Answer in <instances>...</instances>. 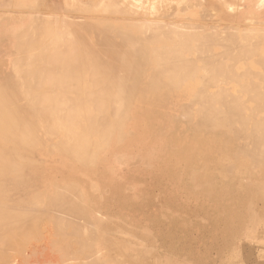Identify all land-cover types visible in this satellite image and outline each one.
Wrapping results in <instances>:
<instances>
[{
	"label": "bare ground",
	"instance_id": "obj_1",
	"mask_svg": "<svg viewBox=\"0 0 264 264\" xmlns=\"http://www.w3.org/2000/svg\"><path fill=\"white\" fill-rule=\"evenodd\" d=\"M23 1L24 2H22L21 0H16L15 3L16 4H21V3L24 4L25 3L24 5H27L29 3L27 0H26L28 2L27 4H26L25 0H23ZM190 1H192V3H190L189 7L185 8V10H184V16H185L184 18L185 19L184 18L183 19L185 21H183L182 23L181 22L177 23V24L172 22L173 26L184 27V28L185 27H190V28L199 27V25H197V24L195 25V23H194L195 26L191 27L190 25H192V24H189V23L192 22V17L197 15V13L195 12L194 9H192V7H195L197 4L201 5L202 0H190ZM31 2H32V0H31ZM89 2H90V0H89ZM92 2H95V1H92ZM252 2L253 3H249L248 5H245L243 7L237 6L238 8H235L231 11L226 10L225 12L229 13V15L232 17L231 20H234V21L235 20L236 21L237 20H245L246 22H248V25L250 24V26H251L252 22H256V27H257V24H259L257 22H259V21L263 22L262 24H264V19L257 21L258 17L264 18V0H252ZM43 3L44 2H42V4L41 3L40 4L43 5ZM185 3L187 4V1ZM36 4L37 3H35V6H36ZM49 4L51 5L52 2L51 3L49 2ZM49 4H47V5H49ZM68 4H70V3H68ZM68 4L66 5V7H70V6H68ZM96 4H98V3H96ZM30 5H28V6H30ZM57 5H58V3H57ZM58 6H60V5H58ZM61 6H62V4H61ZM21 7H22V9L23 8L26 9L27 6L26 7L21 6ZM44 7H47V6H44ZM103 7H102V9H103ZM40 8H42V6ZM32 9H35V8H32ZM47 9H48V7L46 8V10ZM104 9H106V8H104ZM52 10L53 9H51V11ZM178 11H176V12H178ZM29 12L27 11L26 13H28V15H29L30 14ZM179 12H181V11H179ZM32 14H34V16H35V13H32V12L29 16H31ZM28 15H27V17H28ZM40 15H42V14H40ZM169 15H171V13ZM23 16H25V15H23ZM22 17H19V18L22 19ZM36 17H38V14ZM73 17H74V15H73ZM157 18H156V20H157ZM166 18L167 17H165L164 19H166ZM31 19H29V20H31ZM169 19H171V18L169 17ZM5 20H4V22H5ZM29 20H28V22H29ZM204 20H205V18H204ZM206 20L208 21L209 18ZM16 21L14 23H16ZM84 21H86V20H84ZM131 21L132 20H130V23H131ZM134 21H136V20H134ZM139 21H141V20H139ZM142 21H144V20H142ZM151 21L154 22V20H151ZM200 21H201V19H200ZM21 22L22 21L19 20V23H21ZM26 22L27 21H25V23ZM31 22H34V21H31ZM153 22H150L151 24H149V25L151 26ZM158 22H159V20L155 21L153 26H155V23H158ZM138 23H140V22L137 21V24ZM145 23H148V22H145ZM159 23H158L159 25L156 24L157 26H155V28H157V29L161 28L158 26H161V24H163V22L160 21ZM167 23H165V24H167ZM172 23H169V24H171V26H172ZM230 23H233V22H230ZM62 24H64V23H62ZM165 24H163L162 26H166ZM205 24H206V22H205ZM209 24H211V23H209ZM209 24H208V26H209ZM262 24H260V25H262ZM22 25H23V23H22ZM38 25H39V23H38ZM214 25H215V23H214ZM254 25H255V23H254ZM208 26H205V27L207 28ZM227 26H229V25H227ZM250 26H247V27H250ZM22 27H25V26H22ZM22 27L20 28V30H21L20 33L12 34V35L9 34L8 36H5L3 38V39H7L6 42H3L2 44H1L2 41L0 42L1 49H4L1 51H4L5 56L8 53H10V55H12L14 53H19L20 55L25 54V53L30 54L29 50H32V46L34 45L32 42L33 34L30 31L31 25L29 27H27L28 29L25 27L28 30V33H27L28 34V41H26V43L25 42H17V41L26 40V37L24 36V33H23L25 29L23 30ZM201 27L204 28V26H202V25H201ZM234 27L233 28L236 29L237 26H234ZM247 27H246V29L248 31H250L249 28H247ZM263 27H258L257 29L260 28V30H262ZM88 28H89V26H88ZM130 28H131V26H130ZM139 28H140V26H139ZM139 28L137 25L138 31H139ZM153 28L154 27H152V29ZM203 28H201V29H203ZM214 28H216V27L214 26ZM250 28L252 31V27H250ZM254 28L255 27H253V29ZM81 29H79V30H81ZM145 29H147V28H145ZM229 29H231V28H229ZM257 29H255L256 32H257ZM110 30H112V29H110ZM187 30L190 31V29H187ZM187 30H186V32H187ZM260 30H258V31L260 32ZM11 31H12V29H11ZM33 31H34V29H33ZM105 31H107V30H105ZM146 31H148V29ZM161 31L162 30H160L159 32H161ZM178 31H180V30H178ZM191 31H192V29H191ZM191 31L188 34H185L186 33L185 32L184 33L185 35H183V36H181V34H178L180 36L170 35L169 34L170 30L168 32L162 31L161 34L160 33L158 34V31H156L157 33H153L152 35H151V33L147 32V34L149 33V35H150L149 38L148 37L147 38L154 42V43H152L153 45H156L157 48L159 47L158 49H155L156 51H154V52H151L148 50L149 47L151 48V46L144 49L143 45H141L139 43L141 47L139 45H138L139 47H137V44H133L132 42L130 43L129 40H131V39L129 38V40H128V38L126 37L122 47L120 45V47L114 48V51H112L110 54L108 52L109 57L107 58L108 59L107 67L109 70L110 69L114 70L116 72V75L114 76V78L112 80L113 82L111 83L110 89L105 93H100L99 98L97 100H92V99L87 100L83 96H82L83 98L82 97L81 98L75 97L74 93L72 94L71 92H69V89H68V87L72 84V82L71 83H61V81H59L58 84H56V87L58 90H55L53 93H48V92H51V90L48 92H45V91L42 92L39 89L40 85H42L41 75H42L43 69H41L39 66H34V63L40 64L46 60V58H44L43 56L46 54L45 46H46L47 41L46 42L43 41V43H41V45L39 44L40 45L39 48H41V49L44 48V49H43V51H40L39 54H36L35 59L31 58L32 57L31 56L29 58H26V60H25L24 58H20L21 56L18 57L19 55L18 56L16 55L18 57L17 59L16 58L12 59V57L14 56V55H12L11 60H7L4 62L6 64L11 62V63H13L12 66L5 65V64L0 65V237H1V234L2 235L7 234V236H8V234L12 235L11 232L16 231L21 226H24V224H26V222H27L26 220L29 219V217L33 218V216L35 214H33V212H30L27 210L26 206H28V207H30L28 209H31L32 211L36 212V214H41V216H42L44 211L46 213H49V212L50 213L52 212L53 214H54V212L57 213V215L54 214L51 216L52 218L49 219V220H52L54 222L53 224H55V225H53V227L54 226L57 227L55 230L56 233L58 232L57 235H60L59 231L61 233V230L64 228H66V230L65 229L64 230L67 231L66 235H67V233H68V235H70V234L71 235H73V234H80V235L81 234H87L85 236H88V234L96 235L97 242H95V240H94V243H97V247H95V248L99 247L101 250L100 251L101 254L98 255V258L96 259V262H98V263H101V264L102 263L103 264H193L192 262L187 261L189 259L187 257H183V255H181V257L183 258V260H181V258L178 259V258L172 257V255L170 253H165L162 250L163 247L160 246V242H159L162 239V237H161L162 233L161 232H159L161 234H158V236L156 234H152V232L148 228L149 226L146 227L143 225L142 227L141 226L139 227L138 225L134 224L129 218L127 219V216L125 218L124 215H123L124 217H122L120 215H114V213L112 214L106 208V206H105V208L104 207L101 208L99 205H97L98 203H100L102 201L105 202L110 198H112V200H113L114 197H117V196L118 197H124L123 199L126 200V201H124L125 204L129 201H134V200H135V202H137V200L140 201L141 198H142V200L144 199V201H145L147 194H145V191H142V190H144L143 188L145 187L144 186L145 183L144 182L142 183L138 179L133 178L134 176L131 177V175L129 176V174H127V173H130L131 168H134V167H135L134 169L137 168L138 171L142 170L141 172H143V170H144V173L146 171L149 173V171H151V170L155 171L156 169H160V171L163 170V171H161L163 174L164 171L170 170L171 172L167 171L171 175V176L169 175V177H171L170 182L172 184L173 183H175V184L179 183V186L183 187V188L187 187L188 184L196 183L194 185L195 191L193 190L194 188L192 185V189L190 191V194H192V193H194V195L197 194L201 198H204L205 196H207V198H209L208 199L209 201L205 202V203H208L210 205L209 206L207 204L210 208L209 209L210 211H208V212H210V214L208 213V216H207L208 218L207 217L206 218L205 217L200 218L197 216V219H198L197 220L196 216H195L196 220L195 219L194 220L198 221V223L200 221H201V223L207 222L209 218H211V220L212 219L217 220L220 218V216L222 217V215H225V216H227L226 220L228 223L227 226L226 225L225 226L228 227V225H229V227L227 228V232H230L229 234L226 233L227 234L226 237L230 238L231 235H233V237H234V236H236L235 235L236 232H238V234L241 232L240 234H242L243 236L246 235L249 237L250 240L251 239L254 240V238H256L257 234L260 233L259 232L260 230L263 231V233H264V183L262 182V181H264V108L261 109V107L264 104L260 108H257L260 105L255 106V108H250L252 105L251 106L246 105L249 107V109L248 108L246 109L245 107L241 108V107H237V105L235 107V105H234L235 103L238 104L242 100L241 97H240L241 100L238 99L239 101H236L237 99L232 100V98H231V100L229 98H228L229 100H226V98L225 99L220 98L218 100V99H209L208 96L203 97V95L205 93L202 90L205 89V92H209V91H206V89L208 90L209 86L212 87L214 85H217V83H215L216 81L214 82L213 79H215L221 73V71H220L221 66H219V69H218L217 62L215 61L216 59L211 58L212 56L211 57H205V56H207V53L209 51L207 52L206 50H203L201 48L200 49L202 51L199 50L200 52H198L199 57L197 56V57H191L190 58L187 56L188 55L187 53H190L189 52L190 50H187V48L189 49V46L193 45V42H192V45H189V43H187V40L192 38ZM197 31H198V29H197ZM203 31H205V30H203ZM133 32H134V30H133ZM208 32H209V30H208ZM240 32H241V30H240ZM76 33H78V32L76 31ZM135 33H136V30H135ZM1 34H3V31ZM127 34L128 33H126V35ZM131 34H132V32H131ZM208 34H210V33H208ZM223 34H225V33H223ZM251 34H253V36H254L257 33L254 34V31H253V33L251 32ZM73 35H74V33L71 36H73ZM126 35L124 34V36H126ZM138 35H140V34H138ZM260 35H262V34L260 33L258 36L260 37ZM54 36H52V38ZM81 36H83V35H81ZM81 36H79V37H81ZM96 36H97V34H96ZM96 36H94V37H96ZM140 36L142 37V35H140ZM253 36L251 37L252 39H253ZM0 37L2 38V36H0ZM36 37H38V36H36ZM224 37H226V36L222 35L221 38H224ZM243 37H244V35H243ZM103 38H105V37H103ZM106 38H108V37H106ZM137 38H139V37H137ZM196 38H198V37H196ZM209 38H210V36H209ZM248 38H249V35H248ZM248 38L246 39V41L248 40ZM255 38H256V36H255ZM78 39H80V38H78ZM214 39L215 38L213 37V40ZM258 39L260 40V38H258ZM263 39L264 38H262V40ZM101 40H102V37H101ZM103 40H105V39H103ZM236 40H234V41H236ZM249 40L247 42H245V41L244 42L246 44H248V43L253 44L252 42H254V41L250 40L252 42H249ZM259 40L258 41L256 40V41L259 42ZM262 40H260V41L263 42L264 40L263 41ZM13 41H16L17 43L13 42ZM191 41H193V40L191 39ZM156 42H159V43H156ZM208 43H210V42H208ZM216 43H215V45H216ZM230 43H231V41H230ZM245 43L242 45H245ZM142 44H144V43H142ZM236 44L237 43H235V47H236ZM255 44L257 45V43H255ZM259 44H260V42H259ZM112 45H113V42H112ZM153 45H152V47H153ZM26 46H28V49H27L28 52L24 48ZM54 46H56V45L54 44ZM113 46H115V45H113ZM210 46L211 45H209V47ZM237 47H238V45H237ZM248 47L249 46H247V48ZM250 47H251V45H250ZM198 48H199V46H198ZM211 48H212V46H211ZM255 48H256V46H255ZM255 48L252 50L256 51ZM261 48H264V46L262 47V45H261ZM225 49H226V47H225ZM238 49H240V48H238ZM259 49H257V50H259ZM52 51H55V50H52ZM217 51H218V49L216 50V53H217ZM220 51H219V53H220ZM241 51H242V49H241ZM245 51H247V50H245ZM212 52L214 53L213 50H212ZM213 53H212V55H213ZM251 53H252V51H251ZM32 54L33 53H31V55ZM220 54H222V53H220ZM244 54H245V52H244ZM260 54H261V52L259 53V55ZM192 55H193V53L191 54V56ZM239 55H241V54H239ZM2 56H3V54H2ZM7 56H9V54ZM22 56H24V55H22ZM70 56H71V52H70ZM95 56H96V54H95ZM106 56H107V54H106ZM114 56H116V58H115L116 60L114 59ZM255 56L253 54L254 58H255ZM263 56L264 55H262V57ZM253 57H251V59L250 58H248V59H250L252 62L254 59ZM259 57H261V56H259ZM228 58L229 57H227V59ZM25 61L27 63H33L32 66H30V67L27 66L26 68H24V66H22V65L20 66V64L25 62ZM255 61H257V60H255ZM262 61H264V58L262 59ZM62 62H64V61H62ZM85 62L86 61H84L83 63H85ZM116 62L118 63V67H116V65H117ZM257 62H259V61H257ZM257 62H256V64H257ZM238 63H240V62H238ZM253 63H254V61H253ZM263 63L264 62H262V64ZM92 64H93V62H92ZM226 64H227V62H226ZM61 66H64V64H62ZM258 66H260V65H258ZM79 67H81V66L79 65ZM222 67H226V66L222 65ZM263 67H264V65H263ZM59 68H61V67H59ZM67 68H69V67H67ZM73 69H75V68H73ZM224 69H226V68H224ZM233 69H234V67H233ZM247 69H246V71H248ZM227 70H230V66H229V68H227ZM261 70H262V67H261ZM244 71H245V69H244ZM254 71H257V70H254ZM76 72H77V70H76ZM226 72H224V73H226ZM252 72H253V70H252ZM138 73H140V75H141V73L142 74L145 73V75L147 73L148 75H146L145 77L142 76V81L139 80L140 82L138 81V83H137V74ZM237 73H239V72H237ZM247 73L253 74L251 72L250 73L247 72ZM241 74H238V76ZM61 75H63V74H61ZM86 75H87V73H86ZM260 75L262 78L263 72ZM70 76H67V77L71 78ZM74 76H76V75H74ZM84 76H85V73H84ZM245 76L247 77V75L244 72V77ZM249 76L250 75H248V77ZM67 77H65V78H67ZM86 77H89V76H86ZM103 77H105V76L103 75ZM139 77H141V76H139ZM196 77H201V78L202 77H209L210 80L212 78V81L207 80V79H204L201 81V79H200L201 82H197V81L195 82ZM228 77H226V78H228ZM239 77L241 78V76H239ZM244 77H242V79H241L242 81L244 79L246 80V78H244ZM259 77H258V79H259ZM79 78H77V80ZM226 78L224 76V80ZM103 79L104 78H102V80ZM231 79H232V77H231ZM248 79H251V78H248ZM258 79H256L257 82L260 80V79L259 80ZM82 80L83 79H80L79 83L78 82L77 83L80 84L81 86L86 87V85H88L89 81H88V83H86V82L82 83ZM97 80H98V77H97ZM192 80L194 83L192 82ZM197 80L199 81V79H197ZM188 81H191V82H188ZM229 81H231V80H229ZM226 82H228V81H226ZM241 82H239V83H241ZM251 82H253L252 79H251ZM221 83H223V82H221ZM144 84H146V85H144ZM225 84H227V83H225ZM258 84H260V82L257 83V85ZM100 85H101V83H100ZM147 85L151 86L152 89L153 88L156 89L155 92H157V94L160 91H162L164 93H170V94L172 92L173 93L175 92L174 94L172 93V95L186 94L187 99L185 98V96L183 99H181V100L186 99L185 101H183V103L184 102L193 103V104H196V103L197 104H201V103H203V104L204 103H213V104L214 103H221L222 104V103H224V104H228V105L230 104V106L229 107H218L219 105L217 107H206V106H200V105L198 107H185V106H183V107H178V108L173 109V110L170 109L171 111H165V109L162 110V108L161 109L155 108L153 110V108L150 109L151 106H148L150 108L146 109V107H143V106L140 107L138 105H140V100H143L144 97H146L148 95V94L146 95V93L149 90L148 89H146L148 91L145 90L146 91V92H144L145 95L141 96L140 100H137V97H138L137 93L141 92L139 90L143 86H145V88L148 87ZM191 85H193V86L190 87ZM219 85H220V83H219ZM219 85H217L215 87L217 88ZM242 85H244V82ZM250 85L251 84L249 83V86ZM221 86H220V88H221L220 90H222ZM193 87H195L197 89H202V90H199L198 92H196V91L194 92V94L196 93V94H199L200 96L195 97L193 99H188L190 96L187 97V94L191 95L193 93V90L192 91L190 90ZM227 87L229 88L230 86H227ZM255 87H257V86H255ZM94 89H96V88H94ZM152 89H150V90H152ZM180 89H183L182 91H184V92L187 91L186 89H188V91H190L192 93L191 94H190V92L184 93L181 91L180 93H182V94H179L175 91V90L179 91ZM223 89H224V87H223ZM237 90H239L238 86H237ZM237 90H235L236 91L235 93H236V95L238 93V96H239L240 91L237 92ZM258 91H259V89H258ZM260 91H261V89H260ZM84 92H87V91L84 90ZM213 92H215V90ZM223 92H226V91H223ZM228 92L230 94H232L230 91H227V94H228ZM241 92H242V90H241ZM149 93H150V91H149ZM151 93L153 94L154 92H151ZM235 93H233V94H235ZM246 93H247V91L244 94H246ZM249 93H251V92H249ZM255 93H256V91H255ZM263 93H261V94H263ZM160 94L162 95V93H160ZM161 95L158 97L161 98ZM254 95H256V94H254ZM76 96H77V94H76ZM149 96H151V95L150 94L148 95V99H151V97L149 98ZM247 96H250V95H247ZM153 97L154 96H152V99H153ZM162 97H164V96L162 95ZM165 97H167V95ZM175 97H177V96H170L169 99L173 98V101H174V99L176 100ZM180 97H182V96H180ZM180 97H178V99H179L178 101L176 100L178 103L181 101ZM221 97H223V96H221ZM90 98H91V96H90ZM160 98H158V99H160ZM244 98H246V97H244ZM248 98H250V97H248ZM161 99H163V98H161ZM252 99H247V100H252ZM155 100H154V102H155ZM256 100H258V98ZM256 100H254V102L261 103L260 100L259 101H256ZM158 101H160V100H158ZM161 101L163 103V100H161ZM176 101H174V103H176ZM263 101H264V99H263ZM148 102H151V101L148 100ZM174 103L172 104V106L169 103V106L174 108V105H175ZM178 103H176V105H175L176 107L178 106L177 105ZM231 104L234 106H231ZM253 104L256 105L255 103H253ZM147 105H149V104H147ZM244 105H245V103H244ZM156 106L159 107V105H156ZM160 106L162 107L163 105L161 104ZM207 106H209V105H207ZM77 166H81V167L78 168ZM75 168L76 169L78 168L80 173L81 172L85 173L86 176H84V178L87 181L84 178H82V179H84V182H86L85 186L90 184L89 187H93L95 189L93 192L99 197V199H102V200H100V202H97V201H99L98 199L97 200L94 199L97 203L92 204L91 202H93L94 200L92 199L91 201H89L86 198V200L89 201L93 205V206H91V204L87 205L88 204L87 203L86 205L89 206L88 210L86 209V206L84 205L86 203L85 199L78 198V202H77V199L74 198V194H73L74 191H72V188L75 187L76 189H79L78 186H81L82 184H84V182H80L79 180H78L79 181L78 182L75 178H72V175H74V174H71V173H72L73 169L75 170ZM173 168H175L177 171ZM124 171L126 172L127 176L125 174V177L124 176L122 177L121 174ZM160 171L158 170V172H160ZM75 173H77V170L75 171ZM80 173H78L76 175H79ZM134 174H136V173H134ZM134 174H132V175H134ZM138 175H140V174H138ZM149 175H147V176H149ZM79 176L77 178L81 179V177H79ZM128 176L130 178H133L134 180L130 179ZM166 176L168 177V175H166ZM126 177H128L129 179H127ZM163 177L164 176H162L161 179ZM169 177H168V179H169ZM159 178L160 177H158V179ZM159 180H158V182H159ZM163 181H165V180H163ZM80 183H82V184H80ZM167 184H169L168 181H167ZM181 184L182 185L184 184V185L182 186ZM185 185H187V186H185ZM81 187H80V189H81ZM89 187H87V188H89ZM159 187H161V186H159ZM250 187H252V189L254 191V195L252 193L250 195L249 190H247L249 193H246V194H249L248 197H246V195L244 196V194L241 195L242 192H246L243 189H245V188L251 189ZM93 188H92V190H93ZM172 188L173 187H170V189H172ZM190 188L191 187L189 186L188 191L190 190ZM182 189H181V191H182ZM198 189H200L201 191L196 192V190H198ZM166 190H167V188H166ZM82 191H83V189H82ZM85 191L86 190L81 192V194L83 193L82 194L83 197H86V196H84ZM172 192H173V190H172ZM76 193H78V191ZM162 193H160L159 195H161ZM79 194H80V192H79ZM201 194H202V196H201ZM71 195H73V197ZM91 195H93V194H91ZM255 195H257V196L255 197ZM207 198H206V200H207ZM255 198H257L259 201L261 200L260 203L262 204L261 205L262 211H261V209H259L260 206L259 207L256 206ZM72 199H73V201H72ZM74 199H76V201H74ZM79 199H82V201L84 200L83 201L84 204ZM162 199H163V197H162ZM225 200H226V202H224ZM168 201H169V199H168ZM194 201H195V199H194ZM201 201H202V199H201ZM148 202L149 201H147V203ZM197 202L199 203V201H197ZM103 204H105V203H103ZM12 206H13V208H15L14 210L11 209ZM21 206H25L26 209H20ZM84 206H85V208H84ZM148 207H150V206H148ZM163 207L165 208V206H163ZM21 208H23V207H21ZM166 208H168V207H166ZM166 208H165V211H166ZM174 209L175 208H173V210ZM46 210L49 212H47ZM200 210H201V208H200ZM184 211L181 213L182 215H180V216H182V220H183ZM67 212L70 215H72L74 219L73 218L70 219L69 214ZM161 212L164 213V211H161ZM161 212H160V214H161ZM166 212H168V210ZM170 213L173 215L172 212H170ZM170 213H169V216H170ZM177 213H176V215L178 216ZM160 214H159V216L161 217ZM46 215H48V214H45V216ZM172 215H171V217H173ZM180 216H178V217H180ZM171 217L170 218L167 217V218L171 219ZM48 218L46 220H48ZM184 218H185V216H184ZM191 218H194V217H191ZM42 219L43 218H41V223L44 220V219L43 220ZM160 219H163V218H160ZM37 220H38L37 222L39 224L40 223L39 219L37 218ZM46 220H44V221H46ZM179 220H181V219L179 218ZM163 221H164V219H163ZM192 221H190V222L189 221H185V222L182 221V222L185 223V225L187 227L190 224L191 225L193 224ZM32 222H36V221H32ZM47 222H49V221H47ZM50 222H49V224H50ZM41 223H40V226L42 225ZM183 223H181V224H183ZM33 225H35V224L33 223ZM51 226H50L49 231L50 230L52 231ZM183 226H184V224H183ZM223 226H224V224H223ZM28 227H29V225H28ZM57 229H59V231H57ZM184 229H185V227H184ZM206 229H208V228H206ZM32 230H33V228H32ZM34 230H35V228H34ZM36 230H37V227H36ZM19 231H21V230H19ZM19 231H18V233H19ZM49 231H48V233H49ZM196 231H197V229H196ZM204 231H206V230H204ZM28 232H26V233H28ZM37 232L39 233V230H37ZM37 232H36V234H37ZM212 232H211V234H212ZM223 232H224V230H223ZM233 233H235V234H233ZM263 233H261V234H263ZM223 234H225V233H223ZM240 234H239V237H241ZM11 235L8 237L12 238ZM23 235H25V234H23ZM64 235L65 234H63L62 237H64ZM66 235H65V237H66ZM92 235H90V236H92ZM13 236H14V234H13ZM17 236H14V237L16 238ZM21 236H22V234H21ZM39 236H40V234H39ZM48 236H49V234H48ZM75 236L76 235H74V237ZM262 236L264 237V235H262ZM8 237H6V238H8ZM30 237H31V235H30ZM40 237H42V236H40ZM40 237H38V238H40ZM70 237H72V236H70ZM79 237H78L79 239L85 238L84 235L79 236ZM237 237H238V235H237ZM239 237H238V239H239ZM68 238H69V236H68ZM229 238H227V239H229ZM12 239H14V238H12ZM1 240H2V238H1ZM51 240H53V239H51ZM85 240H87V239H85ZM139 240H140V242H142V245L139 244L140 243ZM236 240H237V238H236ZM256 240H257V238H256ZM262 240H264V239H262ZM262 240L260 238L258 239V241L260 243ZM18 241H21V240H19V236H18ZM27 241H28V243L30 242V240H27ZM55 241H56V239H55ZM79 241H77V242H79ZM241 241H242V239H241ZM14 242L16 245V241H14ZM67 242H68V240H67ZM228 242L229 241H227L225 245H227V247H230V245H229L230 243H228ZM238 242H237L238 247L237 246L235 247L233 245L235 247V251L237 250L236 248L240 247V242H239V244H238ZM1 243L3 245H5V241L1 242ZM10 243H12V242H10ZM20 243L21 242L17 243V245ZM22 243H23V241H22ZM23 244H25V243H23ZM55 244H53V245L56 246ZM231 244H233V241L231 242ZM252 244L255 245L256 243H252ZM73 245H75V243ZM81 245H82V243H81ZM90 245H92V244H90ZM242 245H243V243H242ZM258 245L256 244L255 246L257 247ZM19 246H21V245H19ZM23 246L24 245L21 246V249ZM37 246L38 245H36V247H35L36 249H37ZM94 246H95V244H94ZM246 246L250 247L248 245H246ZM251 246H253V245H251ZM5 247H6V245H5ZM10 247H12V245H10ZM17 247L15 246V249ZM59 247L61 248V245ZM81 247H83V245ZM234 247L231 246L227 250L233 249ZM8 248H9V246H8ZM18 248L16 250H18ZM31 248H33V247L31 246ZM31 248H30V251H31ZM70 248H71V246H70ZM258 248L259 247H257V250H258ZM3 249H0V250H2V252H4ZM12 249H13V251H12ZM12 249L10 251H12L13 254H14V252L18 253V251H14L15 250L14 247ZM252 249H253V247H252ZM252 249H249L250 251L247 249L248 252H245V250H243V249H240V251H239L240 254H241V250H242V252L244 251L245 253H248V254L244 255L245 257L242 256V257H244L243 260H245L246 263H247L246 259L249 258L248 255L251 256V258L253 257L251 255L254 253L252 251ZM23 250H24V247H23ZM28 250H27V252H28ZM68 250L70 251V249H68ZM75 250L78 252L77 248ZM159 250H162V252L159 253ZM253 250H256V249H253ZM7 251H9V249ZM66 251H65V253H66ZM229 251L230 252H228V253H230V255H228V256H231V253L233 251L232 250H229ZM34 252H31V253H34ZM91 252H92V250H91ZM94 252H96V251H94ZM249 252H250V254H249ZM25 253H26V251H25ZM31 253H26V254L29 256L30 255L35 256L34 254H31ZM207 253H209V251ZM243 253L241 255H243ZM259 253L261 254L262 252H259ZM2 254H4V253H2ZM2 254H0V261L3 257ZM5 254H6V251H5ZM36 254H38V253H36ZM67 254H68V252H67ZM74 254H76V253L74 252ZM234 254L235 253L233 252L232 256L234 258L231 257L229 260L235 259V256L237 258L238 252L236 253L237 255L234 256ZM27 255H25V256L28 257ZM241 255H239L238 257H241ZM22 256H23V253H22ZM70 256H73V254H71ZM81 256L78 255L79 258ZM91 256H92V254H91ZM198 256H199V254H198ZM65 257H67V256H65ZM257 257H259V255ZM6 258H9V257H6ZM61 258H62V255H61ZM63 259H65V258L63 257ZM70 259H71V257H70ZM86 259H88V258H86ZM32 260H34V259H32ZM37 260L38 259L35 258L34 261H37ZM243 260L240 261L241 264H242ZM250 260H252V259H250ZM250 260H248V262ZM12 261H14V260H12ZM12 261H9V262H12ZM20 261L23 264L27 263V262H23V257H22V259H20ZM65 262H67V261H65ZM77 262H76V264H77ZM240 262H238V263L240 264ZM245 262H243V264ZM254 262H257V260ZM0 264H2V263H0ZM4 264H5V262H4ZM7 264H10V263H8V261H7ZM232 264H234V262H232Z\"/></svg>",
	"mask_w": 264,
	"mask_h": 264
},
{
	"label": "rangeland",
	"instance_id": "obj_2",
	"mask_svg": "<svg viewBox=\"0 0 264 264\" xmlns=\"http://www.w3.org/2000/svg\"><path fill=\"white\" fill-rule=\"evenodd\" d=\"M15 1L16 0H0V36H2V38L0 37V42H1V44L3 43V42H6L7 41V39H3L5 36H8L9 34L10 35H12V34H17V33H20V28L22 27V26H25L26 28L27 27H29L30 25H31V33L33 34V39H32V42H33V46H32V50H29V52H30V54H22V55H24V56H22V55H20L19 53H14V54H12V55H14L13 57H12V55H10V53H8L9 54V56H7L8 54H6V56H5V53H4V51H1V50H4V49H1V47H0V65H9V66H12L13 65V63H8V64H6V63H4L5 61H7V60H11V57H12V59H17L18 57H20V58H24L25 60H26V58H29V57H31V58H36L35 56H36V54H39L40 53V51H43V49L44 48H39V46L41 45V43H43V41L44 42H46V46H45V52H46V54L43 56L44 58H46V60L43 62V63H40V64H37V63H34V66H39L41 69H43V71H42V75H41V83H42V85H40V87H39V89L42 91V92H48V91H50L51 90V92H48V93H53L55 90H58L57 89V87H56V84H58V82L59 81H61V83H71L72 82V84L68 87V89H69V92H71L72 94L74 93V95H75V97H84L85 99H87V100H97L98 98H99V94L100 93H105V92H107L109 89H110V87H111V83L113 82L112 80H113V78H114V76L116 75V72L114 71V70H109L108 69V67H107V61H108V57H109V54L112 52V51H114V48H116V47H120V45H121V47H122V45L124 44V41H125V38L127 37L128 38V40H129V38L131 39V40H129V42L131 43H133V44H137V47H139L140 46V44L141 45H143V47H144V49L145 48H148L149 46H151V48L149 47V51H151V52H154V51H156L155 49H158L157 48V46L156 45H153L152 43H154L153 41H151L150 39H148L149 38V33H151V35L153 34V33H157L156 31H158V34L160 33L161 34V32L162 31H169L170 30V32H169V34L170 35H178V34H181V36H183V35H185V34H188L190 31H191V29H192V31H191V36H192V38H190V39H188L187 40V43H189V45H192V42H193V45L192 46H189V49L187 48V50H190L189 52L190 53H187L188 55V57H199V54H198V52H200V51H202L201 49H203V50H206L208 53H207V56H205V57H211V58H215L216 60V62H217V67H218V69H219V66H221L220 67V71H221V73L219 74V76H217L215 79H213L214 80V82L215 83H217V85H219V83H220V85L216 88L215 86H217V85H214V86H209L208 87V90L206 89V91H209V92H205V89L204 90H202V89H197V88H195V87H193V88H191L190 90L192 91L193 90V93L192 92H190V91H188V89H186L187 91H185L186 93L187 92H190V94L191 95H188L187 94V97H189L188 99H193V98H195V97H198V96H200L199 94H194V92L196 91V92H198L199 90H202L205 94L203 95V97L204 96H208V98L209 99H225L226 98V100H231V98H232V100H236V101H239L238 99H240L241 100V98H242V100L237 104V103H235L234 105H235V107H236V105H237V107H241V108H248L249 109V107L248 106H251L250 108H255V106H258V105H260L259 107H257V108H260L263 104H264V101H263V99H264V67H263V65H264V63L262 64V62H264V61H262V59L264 58V56L262 57V55H264V48H261V45H262V47L264 46V39L262 40V38H264L263 36H264V24H262L263 22H260L259 20H262V19H264V18H262V17H258L257 18V21H259V22H257V23H259V24H257V27H256V22H252L251 23V26H250V24L248 25V22H246L245 20H231L232 19V17L229 15V13L228 12H225L226 11V9H225V5L222 3V1L221 0H206L207 1V3H210L209 4V6H207L205 3H204V1L202 0V4L201 5H196L195 7H192V9H194L195 10V12L197 13V15H195L194 17H192V22L191 23H189V24H192V25H190L191 27H194L196 24L197 25H199V27H197V28H190V27H178V26H173V23H175V24H177V23H182L183 21H185L184 19V10H185V8H187V7H189V4L190 3H192V1H190V0H90V2H89V0H32V2H31V0H25V2H26V4L27 5H24L23 3H21V4H16L15 3ZM22 2H24L23 0H21ZM60 1V2H59ZM92 1H95V2H92ZM105 1V2H104ZM108 1V2H107ZM135 1V2H134ZM187 1V4L185 3ZM42 2H44L43 3V5H41L42 4ZM49 2L51 3L52 2V4L50 5L49 4ZM179 2V3H178ZM231 2H236V0H231ZM34 3V4H33ZM35 3H37L36 4V6H35ZM39 3V4H38ZM41 3V4H40ZM55 3V4H54ZM57 3H58V5H60V6H58L57 5ZM68 3H70V4H68ZM96 3H98V4H96ZM102 3V4H101ZM132 3V4H131ZM32 6H31V5ZM47 4H49V5H47ZM61 4H62V6H61ZM68 4V6H70V7H66V5ZM87 4V5H86ZM104 4V5H103ZM106 4V5H105ZM115 4V5H114ZM18 5V6H17ZM28 5H30V6H28ZM20 6V7H19ZM21 6H23V7H26V9H22V7ZM38 6V7H37ZM42 6V8H40ZM44 6H47L48 7V11L50 12H48L47 10H46V8L47 7H44ZM50 6V7H49ZM104 6V7H103ZM53 7V8H52ZM102 7H103V9L104 8H106V9H102ZM126 7V8H125ZM30 8V9H29ZM32 8H35V9H32ZM45 10H44V9ZM63 8V9H62ZM88 8V9H87ZM28 9V10H27ZM38 9V10H37ZM51 9H53L52 11H51ZM114 9V10H113ZM27 12H29L30 14H31V12L32 13H35V16H34V14H32L31 16H29L28 15V13H26L25 11ZM35 10V11H34ZM61 10V11H60ZM63 10V11H62ZM82 10V11H81ZM181 11V12H179V11ZM104 11V12H103ZM110 11V12H109ZM131 11V12H130ZM176 11H178V12H176ZM24 12V13H23ZM44 12V13H43ZM48 12V13H47ZM148 12V13H147ZM38 14V17H36L37 16V14ZM171 13V15H169ZM28 15V17H27V15ZM40 14H42V15H40ZM50 14V15H49ZM52 14V15H51ZM58 16H57V15ZM111 14V15H110ZM128 14V15H127ZM146 14V15H145ZM167 14V15H166ZM203 14V15H202ZM23 15H25V16H23ZM45 15V16H44ZM47 15V16H46ZM70 15V16H69ZM73 15H74V17H73ZM23 16V17H22ZM153 16V17H152ZM156 16V17H155ZM164 16V17H163ZM19 17H22V19H20ZM34 19H33V18ZM46 17V18H45ZM70 17V18H69ZM95 19H94V18ZM150 17V18H149ZM152 17V18H151ZM158 17V18H157ZM165 17H167L166 19H164ZM169 17L171 18V19H169ZM196 17V18H195ZM25 18V19H24ZM31 19V20H29V19ZM156 18H157V20H159V22L161 21V22H163V24H165V23H167V24H165L166 26H162L163 24H161V26H158V27H161V28H159V29H157V28H155V26H157L156 24H158V23H155V26H153V24H154V22L155 21H157L156 20ZM184 18V19H183ZM204 18H205V20H204ZM209 18V20L207 21L206 19H208ZM5 20V22H4V20ZM27 19V20H26ZM37 19V20H36ZM69 19V20H68ZM116 19V20H115ZM163 19V20H162ZM174 19V20H173ZM180 19V20H179ZM200 19H201V21H200ZM14 20V21H13ZM17 20V21H16ZM19 20L20 21H22L21 23H19ZM28 20H29V22H28ZM61 20V21H60ZM84 20H86V21H84ZM130 20H132L131 21V23H130ZM134 20H136V21H134ZM139 20H141V21H139ZM142 20H144V21H142ZM151 20H154V22L153 21H151ZM170 20V21H169ZM203 20V21H202ZM211 20V21H210ZM7 21V22H6ZM16 21V23H14ZM25 21H27L26 23H25ZM31 21H34V22H31ZM93 21V22H92ZM137 21L138 22H140V23H138L137 24ZM224 21V22H223ZM233 22V23H230V22ZM10 22V23H9ZM31 22V23H30ZM36 22V23H35ZM49 22V23H48ZM56 22V23H55ZM136 22V23H135ZM145 22H148V23H145ZM150 22H153L152 23V25L150 26L149 24H151ZM173 22V23H172ZM205 22H206V24H205ZM229 22V23H228ZM243 22V23H242ZM4 23V24H3ZM22 23H23V25H22ZM25 23V24H24ZM38 23H39V25H38ZM62 23H64V24H62ZM169 23H172V26H171V24H169ZM194 23H195V25H194ZM203 23V24H202ZM209 23H211V24H209ZM214 23H215V25H214ZM254 23H255V25H254ZM8 24V25H7ZM12 24V25H11ZM70 24V25H69ZM82 24V25H81ZM84 24V25H83ZM145 24V25H144ZM160 24V23H159ZM158 24V25H159ZM208 24H209V26H208ZM231 24V25H230ZM260 24H262V25H260ZM28 25V26H27ZM54 25V26H53ZM93 25V26H92ZM137 25H138V28H139V26H140V28H139V31L137 30ZM168 25V26H167ZM201 25L202 26H204V28L203 27H201ZM227 25H229V26H227ZM253 25V26H252ZM6 28H4V27ZM11 26V27H10ZM15 26V27H14ZM45 26V27H44ZM61 26V27H60ZM88 26H89V28H88ZM97 26V27H96ZM113 26V27H112ZM130 26H131V28H130ZM133 26V27H132ZM149 26V27H148ZM205 26H208L207 28L205 27ZM214 26L216 27V28H214ZM222 26V27H221ZM231 26V27H230ZM234 26H237L236 27V29H234L233 27ZM247 26H250V27H252V31H251V28L250 27H247ZM25 27H22L23 28V30H24V36L26 37V40H23V41H17V42H25L26 43V41H28V28L26 29ZM51 27V28H50ZM53 27V28H52ZM84 27V28H83ZM147 28L148 29V31H146L147 29H145V28ZM152 27H154L153 29H152ZM167 27V28H166ZM175 29H174V28ZM219 27V28H218ZM221 27V28H220ZM240 29H239V28ZM246 27L247 28H249V30L250 31H248L247 29H246ZM253 27H255L254 29H253ZM258 27H263V29L262 30H260V28L259 29H257ZM64 28V29H63ZM82 28V29H81ZM92 28V29H91ZM109 28V29H108ZM129 30H128V29ZM171 28V29H170ZM200 28V29H199ZM201 28H203V29H201ZM211 28V29H210ZM214 28V29H213ZM218 28V29H217ZM229 28H231V29H229ZM242 28V29H241ZM11 29H12V31H11ZM16 29V30H15ZM18 29V30H17ZM33 29H34V31H33ZM73 29V30H72ZM79 29H81V30H79ZM84 29V30H83ZM94 29V30H93ZM110 29H112V30H110ZM126 29V30H125ZM141 29V30H140ZM169 29V30H168ZM187 29H190V31L189 30H187ZM197 29H198V31H197ZM227 29V30H226ZM239 31H238V30ZM244 29V30H243ZM255 29H257V32L255 31ZM15 30V31H14ZM22 30V31H23ZM27 30V31H26ZM54 30V31H53ZM59 30V31H58ZM79 30V31H78ZM100 30V31H99ZM105 30H107V31H105ZM125 30V31H124ZM133 30H134V32H133ZM135 30H136V33H135ZM156 30V31H155ZM160 30H162L161 32H159ZM172 30V31H171ZM178 30H180V31H178ZM182 30V31H181ZM186 30H187V32H186ZM203 30H205V31H203ZM208 30H209V32H208ZM217 30V31H216ZM221 32H219V31ZM240 30H241V32H240ZM258 30H260V32L258 31ZM2 31H3V34H1L2 33ZM7 33H6V32ZM33 31V32H32ZM38 31V32H37ZM76 31L78 32V33H76ZM81 31V32H80ZM141 31V32H140ZM203 31V32H202ZM234 31V32H233ZM253 31H254V34H256V35H254L253 36V34H251V32L253 33ZM262 31V32H261ZM15 32V33H14ZM83 32V33H82ZM88 32V33H87ZM131 32H132V34H131ZM147 32H149L148 34H147ZM173 32V33H172ZM182 32V33H181ZM186 32V33H185ZM197 32V33H196ZM210 33V34H208V33ZM250 32V33H249ZM256 32V33H255ZM259 32V33H258ZM74 33V37L73 36H71L72 34ZM100 33V34H99ZM113 33V34H112ZM123 33V34H122ZM126 33H128L127 35H126ZM164 33V32H163ZM185 33V34H184ZM223 33H225V34H223ZM228 33V34H227ZM235 33V34H234ZM248 33V34H247ZM262 34V35H260V37L258 36L259 34ZM5 34V35H4ZM76 34V35H75ZM79 34V35H78ZM88 34V35H87ZM96 34H97V36H96ZM124 34L126 35V36H124ZM136 34V35H135ZM138 34H140V35H142V37L140 36V35H138ZM194 34V35H193ZM205 34V35H204ZM223 36H226V37H224V38H221L222 37V35ZM35 35V36H34ZM55 35V36H54ZM81 35H83V36H81ZM87 35V36H86ZM100 35V36H99ZM147 35V36H146ZM156 35V34H155ZM243 35H244V37H243ZM247 35V36H246ZM248 35H249V38H248ZM36 36H38V37H36ZM52 36H54L53 38H52ZM59 36V37H58ZM76 36V37H75ZM79 36H81V37H79ZM86 36V37H85ZM94 36H96V37H94ZM146 36V37H145ZM178 36H180V35H178ZM206 38H205V37ZM209 36H210V38H209ZM218 36V37H217ZM220 36V37H219ZM253 36V39L255 38V36H256V40L258 41L259 39L258 38H260V40H262L263 42H261L260 40H259V42H260V44H259V42H257L255 39L253 40L251 37ZM50 37V38H49ZM57 37V38H56ZM85 37V38H84ZM101 37H102V40H101ZM103 37H105V38H103ZM106 37H108V38H106ZM121 37V38H120ZM137 37H139V38H137ZM148 37V38H147ZM194 37V38H193ZM196 37H198V38H196ZM208 37V38H207ZM213 37L215 38L214 40H213ZM230 37V38H229ZM52 38V39H51ZM56 38V39H55ZM67 40H66V39ZM78 38H80V39H78ZM82 38V39H81ZM110 38V39H109ZM112 38V39H111ZM115 38V39H114ZM123 38V39H122ZM135 40H134V39ZM146 38V39H145ZM204 38V39H203ZM217 38V39H216ZM220 38V39H219ZM248 38V40L250 39V40H252V41H254V42H252V41H250L249 40V42H252L253 44H246L245 42H247L246 41V39ZM85 39V40H84ZM91 39V40H90ZM103 39H105V40H103ZM114 39V40H113ZM118 39V40H117ZM148 39V40H147ZM191 39L193 40V41H191ZM197 39V40H196ZM226 39V40H225ZM237 39V40H236ZM4 40V41H3ZM53 40V41H52ZM79 40V41H78ZM93 40V41H92ZM143 40V41H142ZM208 40V41H207ZM213 40V41H212ZM234 40H236V41H234ZM55 41V42H54ZM72 41V42H71ZM74 41V42H73ZM103 41V42H102ZM110 41V42H109ZM115 41V42H114ZM151 43H150V42ZM195 41V42H194ZM230 41H231V43H230ZM245 41V42H244ZM13 42H16V41H13ZM16 42V43H17ZM53 42V43H52ZM112 42H113V45H115V46H113L112 45ZM144 43V44H142V43ZM191 42V43H190ZM199 42V43H198ZM207 42V43H206ZM208 42H210V43H208ZM217 42V43H216ZM224 42V43H223ZM227 42V43H226ZM37 43V44H36ZM78 43V44H77ZM109 43V44H108ZM111 43V44H110ZM140 43V44H139ZM148 43V44H147ZM156 43H159V42H156ZM155 43V44H156ZM206 43V44H205ZM212 43V44H211ZM215 43H216V45H215ZM229 43V44H228ZM235 43H237L236 44V47H235ZM245 43V45H242V44H244ZM255 43H257V45L255 44ZM0 44V45H1ZM40 44V45H39ZM54 44L56 45V46H54ZM94 44V45H93ZM105 44V45H104ZM117 44V45H116ZM197 44V45H196ZM222 44V45H221ZM226 44V45H225ZM53 45V46H52ZM67 45V46H66ZM87 45V46H86ZM139 45V46H138ZM147 45V46H146ZM152 45H153V47H152ZM204 45V46H203ZM209 45H211L212 46V48H211V46L209 47ZM237 45H238V47H237ZM250 45H251V47H250ZM38 46V47H37ZM52 46V47H51ZM77 46V47H76ZM103 46V47H102ZM156 46V47H155ZM198 46H199V48H198ZM247 46H249L248 48H247ZM255 46H256V48H255ZM258 46V47H257ZM27 47V48H26ZM26 47H24L25 48V50L27 51V49H28V46H26ZM81 47V48H80ZM108 47V48H107ZM141 47V46H140ZM209 47V48H208ZM225 47H226V49H225ZM228 47V48H227ZM67 48V49H66ZM97 48V49H96ZM194 48V49H193ZM201 48V49H200ZM221 48V49H220ZM231 48V49H230ZM238 48H240V49H238ZM245 48V49H244ZM247 48V49H246ZM256 49V51L254 50H252V49ZM260 48V49H259ZM62 49V50H61ZM138 49V48H137ZM151 49V50H150ZM218 49V51H217V53H216V50ZM241 49H242V51H241ZM250 49V50H249ZM257 49H259V50H257ZM52 50H55V51H52ZM76 50V51H75ZM80 50V51H79ZM153 50V51H152ZM200 50V51H199ZM212 50L214 51V53L212 52ZM221 50V51H220ZM228 52H227V51ZM232 50V51H231ZM240 50V51H239ZM245 50H247V51H245ZM37 51V52H36ZM51 51V52H50ZM58 51V52H57ZM197 51V52H196ZM219 51H220V53H222V54H220L219 53ZM251 51H252V53H251ZM2 52V53H1ZM28 52V51H27ZM35 52V53H34ZM67 52V53H66ZM69 52V53H68ZM70 52H71V56H70ZM90 54H89V53ZM108 52H109V54H108ZM231 52V53H230ZM242 52V53H241ZM244 52H245V54H244ZM261 52V54L259 55V53ZM31 53H33L32 55H31ZM96 54V56H95V54ZM193 53V55L191 56V54ZM195 53V54H194ZM212 53H213V55H212ZM216 53V54H215ZM219 53V54H218ZM233 53V54H232ZM2 54H3V56H2ZM62 54V55H61ZM66 54V55H65ZM106 54H107V56H106ZM239 54H241V55H238ZM253 54H254V56H255V58L253 57ZM18 57H17V56ZM27 55V56H26ZM48 55V56H47ZM55 55V56H54ZM86 55V56H85ZM89 55V56H88ZM220 55V56H219ZM234 57H233V56ZM236 55V56H235ZM2 56V57H1ZM16 56V57H15ZM65 56V57H64ZM70 56V57H69ZM81 56V57H80ZM232 58H231V57ZM238 56V57H237ZM259 56H261V57H259ZM57 57V58H56ZM61 57V58H60ZM75 57V58H74ZM103 57V58H102ZM223 57V58H222ZM227 57H229L228 59L230 60H228L227 59ZM251 57H253L255 60H257V61H259V62H257V61H255L254 59H253V61H254V63H253V61L251 62ZM3 58V59H2ZM98 58V59H97ZM116 58V56H114V59ZM219 58V59H218ZM228 60H226V59ZM248 58H250V59H248ZM63 59V60H62ZM66 59V60H65ZM79 59V60H78ZM100 59V60H99ZM245 59V60H244ZM3 60V61H2ZM51 60V61H50ZM116 60V59H115ZM226 60V61H225ZM248 60V61H247ZM2 61V62H1ZM62 61H64V62H62ZM66 61V62H65ZM70 61V62H69ZM84 61H86L85 63H83ZM242 61V62H241ZM247 61V62H246ZM261 61V62H260ZM56 62V63H55ZM89 62V63H88ZM92 62H93V64H92ZM226 62H227V64H226ZM238 62H240V63H238ZM256 62H257V64H256ZM55 63V64H54ZM232 63V64H231ZM245 63V64H244ZM247 63V64H246ZM251 63V64H250ZM20 64V63H19ZM32 64L33 63H27L26 61L25 62H23V63H21L20 64V66L22 65V66H24V68H26L27 66L28 67H30V66H32ZM62 64H64V66H61ZM87 64V65H86ZM116 67H118V63L116 62ZM231 64V65H230ZM262 64V65H261ZM79 65L81 66V67H79ZM222 65L224 66H226V67H222ZM230 66V70H227V68H229V66ZM239 65V66H238ZM249 65V66H248ZM258 65H260V66H258ZM58 66V67H57ZM93 66V67H92ZM228 66V67H227ZM245 66V67H244ZM49 67V68H48ZM59 67H61V68H59ZM67 67H69V68H67ZM71 67V68H70ZM233 67H234V69H233ZM236 67V68H235ZM244 67V68H243ZM261 67H262V70H261ZM73 68H75V69H73ZM77 68V69H76ZM80 68V69H79ZM86 68V69H85ZM224 68H226V69H224ZM248 68V69H247ZM64 69V70H63ZM222 69V70H221ZM244 69H245V71H244ZM246 69L248 70V71H246ZM76 70H77V72H76ZM90 70V71H89ZM224 70V71H223ZM235 70V71H234ZM242 70V71H241ZM252 70H253V72H252ZM254 70H257V71H254ZM66 71V72H65ZM86 71V72H85ZM92 71V72H91ZM100 71V72H99ZM112 71V72H111ZM227 71V72H226ZM241 71V72H240ZM64 72V73H63ZM98 72V73H97ZM224 72H226V73H224ZM237 72H239V73H237ZM244 72H245V74L247 75V77H248V75H250L248 78H251L252 79V81L253 82H251V79H248L246 76L244 77ZM247 72H251V73H253V74H248ZM263 72V77L261 78V73ZM84 73H85V76H84ZM86 73H87V75H86ZM106 73V74H105ZM233 73V74H232ZM242 73V74H241ZM50 74V75H49ZM61 74H63V75H61ZM73 74V75H72ZM80 74V75H79ZM100 76H99V75ZM144 74V75H143ZM141 73V75H140V73H138L137 74V83H138V81L140 80V81H142V76L143 77H145L146 75H148L147 73H146V75H145V73ZM222 74V75H221ZM227 74V75H226ZM237 74V75H236ZM238 74H241V75H239V76H241V78L238 76ZM257 74V75H256ZM44 75V76H43ZM71 75V76H70ZM74 75H76V76H74ZM91 75V76H90ZM102 75V76H101ZM103 75L105 76V77H103ZM110 75V76H109ZM223 77H221V76ZM232 75V76H231ZM46 76V77H45ZM58 76V77H57ZM67 76H70L71 78H68ZM86 76H89V77H86ZM139 76H141V77H139ZM224 76H225V78L226 77H228V78H226L225 80H224ZM252 76V77H251ZM260 76V77H259ZM48 77V78H47ZM65 77H67V78H65ZM80 77V78H79ZM92 77V78H91ZM97 77H98V80H97ZM231 77H232V79H231ZM242 77H244V78H246V80L244 79L243 81L241 80L242 79ZM256 77V78H255ZM258 77H259V79H258ZM43 78V79H42ZM77 78H79L78 80H77ZM102 78H104L103 80H102ZM220 78V79H219ZM230 78V79H229ZM235 78V79H234ZM55 79V80H54ZM80 79H83L82 80V83L83 82H86V83H88V81H89V83H88V85H86V87L85 86H81L80 84H78L79 83V80ZM91 79V80H90ZM93 79V80H92ZM197 79H199V81L197 80ZM200 79H201V81L202 80H204V79H207V80H210V78L209 77H196V80H195V82L197 81V82H201L200 81ZM223 79V80H222ZM239 79V80H238ZM248 79V80H247ZM256 79H258L259 81L257 82L256 81ZM111 80V81H110ZM229 80H231V81H229ZM263 80V81H262ZM46 81V82H45ZM66 81V82H65ZM92 81V82H91ZM139 81V82H140ZM210 81H212V78H211V80ZM225 81V82H224ZM226 81H228V82H226ZM233 81V82H232ZM238 81V82H237ZM242 81V82H241ZM74 82V83H73ZM78 82V83H77ZM188 82H191V81H188ZM192 82H193V80H192ZM221 82H223L224 84L225 83H227V84H223V83H221ZM239 82H241V83H239ZM243 82H244V85H242L243 84ZM247 82V83H246ZM260 82V84H258L257 85V83H259ZM97 83V84H96ZM100 83H101V85H100ZM194 83V82H193ZM214 83V84H215ZM249 83L251 84L250 86H249ZM255 83V84H254ZM90 84V85H89ZM147 84V83H146ZM146 84H144V85H146ZM237 84V85H236ZM222 85V86H221ZM235 85V86H234ZM253 85V86H252ZM54 86V87H53ZM91 86V87H90ZM148 87H146L145 88V86H143L139 91H141L140 93L138 92L137 93V95H138V97H137V100H140L141 99V96H144L145 95V93L144 92H146V91H150V93H149V91L146 93V95L148 94H150L151 96H149V98L151 97V99H148V95L146 96V97H144V99L143 100H140V105H138V106H143V107H146V109H149L150 107H148V106H151V108L150 109H152L153 108V110L156 108V109H161L162 108V110L163 109H165V111H171V110H173V109H176V108H178V107H183V106H185V107H198L199 105L200 106H206V107H217L218 105V107H229L230 106V104L228 105V104H224V103H201V104H193V103H187V102H184L183 103V101H185L187 98H186V94H182V93H180L183 89H180L179 91H177V90H175L177 93H179V94H182V95H172V93L170 94V93H164V92H162V91H160V92H158V94H157V92H155V90L156 89H152V87L151 86H149V85H147ZM193 85H191L190 87H192ZM220 86L222 87V90L223 91H226V92H223L222 90H220L221 88H220ZM227 86H230L229 88L227 87ZM237 86H238V89L239 90H237ZM255 86H257V87H255ZM103 87V88H102ZM151 87V88H150ZM223 87H224V89H223ZM67 88V87H66ZM76 88V89H75ZM89 88V89H88ZM94 88H96V89H94ZM152 89V90H150V89ZM88 89V90H87ZM94 89V90H93ZM104 89V90H103ZM146 89H148V90H146ZM196 89V90H195ZM227 89V90H226ZM242 90V92H241V90ZM258 89H259V91H258ZM260 89H261V91H260ZM84 90L85 91H87V92H84ZM144 90V91H143ZM146 90V91H145ZM185 90V89H184ZM215 90V92H213ZM235 90H237V92L238 91H240V93H239V96H238V93H237V95H236V91ZM211 91V92H210ZM223 93H222V92ZM227 91H230L232 94H230L229 92H228V94H227ZM244 91V92H243ZM247 91V93L246 94H244L245 92ZM255 91H256V93H255ZM258 91V92H257ZM84 92V93H83ZM151 92H154L153 94L151 93ZM182 92H184V91H182ZM184 92V93H185ZM249 92H251V93H249ZM86 93V94H85ZM97 93V94H96ZM144 93V94H143ZM156 93V94H155ZM160 93H162V95L164 96V97H162V95L160 94ZM164 93V94H163ZM175 93V92H174ZM173 93V94H174ZM233 93H235V94H233ZM249 93V94H248ZM261 93H263V94H260ZM76 94H77V96H76ZM208 94V95H207ZM244 94V95H243ZM254 94H256V95H254ZM88 95V96H87ZM161 95V98H163V99H161L160 97H158V96H160ZM167 95V97H165ZM177 96V97H175L176 98V100L178 101L179 99H178V97H180V96H182V97H180V100L181 99H183L184 98V96H185V98L186 99H184V100H181L179 103L174 99V101H176V103H178L177 105V107L175 106L176 105V103H174V101H173V98H171V99H169V97L170 96ZM197 95V96H196ZM229 97H228V96ZM232 95V96H231ZM236 95V96H235ZM247 95H250V96H247ZM254 95V96H253ZM86 96V97H85ZM90 96H91V98H90ZM98 96V97H97ZM140 96V97H139ZM152 96H154L153 97V99H152ZM194 96V97H193ZM212 98H211V97ZM221 96H225L224 98L223 97H221ZM258 96V97H257ZM82 97V98H83ZM241 97V98H240ZM244 97H246V98H244ZM248 97H250V98H248ZM255 97V98H254ZM143 98V97H142ZM147 100H146V99ZM156 100H155V99ZM158 98H160V99H158ZM169 100H168V99ZM229 98V99H228ZM256 100L257 98H258V100H256V101H261V103H259V102H254V100ZM263 98V99H262ZM160 100V101H158V100ZM167 99V100H166ZM247 99H252V100H247ZM262 99V100H261ZM145 100V101H144ZM148 100L149 101H151V102H148ZM154 100H155V102H154ZM161 100H163V103H162V101ZM171 100V101H170ZM173 101V102H172ZM246 101V102H245ZM145 102V103H144ZM245 103V105H244V103ZM166 103V104H165ZM169 103L171 104V106H172V104L174 103L175 105H174V108L173 107H171V106H169ZM253 103H255L256 105H254ZM138 104V103H137ZM144 104V105H143ZM147 104H149V105H147ZM163 105L162 107L160 106V105ZM168 104V105H167ZM181 106H180V105ZM184 104V105H183ZM187 104V105H186ZM193 104V105H192ZM209 105V106H207V105ZM217 104V105H216ZM221 104V105H220ZM156 105H159V107L158 106H156ZM165 105V106H164ZM196 105V106H195ZM234 105H232L231 104V106H234ZM246 105H248V106H246ZM137 106V107H138ZM243 106V107H242ZM264 106V105H263ZM261 107V109L262 108H264V107ZM148 107V108H147ZM166 107V108H165ZM170 107V108H169ZM168 108V109H167ZM171 109V110H170ZM180 129V128H179ZM201 130V129H200ZM189 135V134H188ZM186 137V136H185ZM188 137V136H187ZM78 168L79 167H81V166H77ZM78 168L76 169L75 168V170L73 169V171H72V173L71 174H74V175H72V178H75L77 181L79 180L80 182H84V176H86L85 175V173H83V172H81L80 173V171L78 170ZM135 168V167H134ZM134 168H131V172L130 173H127V174H129V176L131 175V177H133V178H136V179H138L139 181H141L142 183L144 182L145 183V187L143 188L144 190H142V191H145V194H147V197H146V199H145V201H144V199L142 200V198H141V200L143 201H138L137 200V202H135V200L134 201H129V202H127L126 204L124 203V201H126V200H124L123 198L124 197H114V199L112 200V198H110V199H108L107 201H105V202H100V200H102V199H99V197L93 192L95 189L93 188V187H89V185H86L87 187H89V188H87L86 186H85V184H86V182H84V184H82V183H80V184H82L81 186H78L79 187V189H76L75 187L74 188H72V191H74L73 192V194H74V198H76L77 199V202H78V198H82V199H85V204L83 203V201H82V199H79V200H81V202L86 206V209L88 210L89 209V206H87V205H89V204H96L97 202H100V203H98L97 205H99L101 208H105V206H106V208L113 214L114 213V215H120V216H122V217H124L125 216V218H126V216H127V219L129 218L134 224H136V225H138L139 227L141 226H146V227H148L149 229H150V231L152 232V234H156L157 236H158V234H161V237H162V239H161V241H159L160 242V246L161 247H163L162 248V250L165 252V253H170L171 255H172V257H174V258H178V259H180L181 258V260H183V258L181 257V255H183V257H187L189 260H187V261H189V262H192L193 264H232V262H234V264H239L238 262H240L241 260H243V258L245 257L244 255H246V254H248V253H245V252H248L247 251V249L249 250V249H252V247H253V249H256V250H253L252 249V251L254 252H252L253 254H251L253 257L251 258V256H249L248 255V257L249 258H245L246 259V261H247V263L245 262V260H243L242 261V264H243V262H245L244 264H264V240H262V239H264V237L262 236V235H264V233H263V231H259L260 233H258L257 234V236H256V238H257V240H256V238H254V240H250L249 239V237L248 236H246V235H242V234H240V236L241 237H239V234H238V232H236V234L235 233H233V234H235L236 236H234L233 237V235H231L230 236V238L229 237H226L227 236V234L226 233H230V232H227V228L229 227V225H228V227H226L227 226V216H225V215H222V217L220 216V218L219 219H217V220H214V219H212L211 220V218H209L208 219V221L207 222H204V223H201V221L198 223V221H195L196 219H197V216L198 217H207L208 216V213L210 214V212H208V211H210L209 209V204L208 203H205V202H208L209 200V198H207V196H205L206 198H207V200H206V198L204 199V198H201L200 196H198L197 194H195L194 195V193H192V194H190V191H191V189H192V185H193V190L195 191V187H194V185L196 184V183H194V184H188V186L187 185H185V186H187L188 188H189V186L191 187L190 188V190L188 191V188L187 187H180L179 186V183H177V184H175V183H171L170 181V178L171 177H169V172H167V171H170V170H166V171H164L163 172V174H162V172L161 171H163V170H161L160 171V169H156L155 171H153V170H151V171H149V173L146 171L145 173H144V170H143V172H141L142 170H140V171H138V169L136 168V169H134ZM133 169V170H132ZM173 169H175V168H173ZM77 170V173H75V171ZM136 172H135V171ZM149 170V169H148ZM158 170L161 172H158ZM172 170V169H171ZM176 170V169H175ZM174 170V171H175ZM126 171V170H125ZM123 172L122 174H121V176L123 177H125V174H126V172ZM177 171V170H176ZM138 172V173H137ZM155 172V173H154ZM171 172V171H170ZM69 173V174H70ZM78 173H80L79 175H76V174H78ZM134 173H136V174H134ZM145 175H144V174ZM166 173V174H165ZM83 174V175H82ZM127 174H126V176H127ZM132 174H134V175H132ZM138 174H140V175H138ZM149 175V176H147V175ZM154 174V175H153ZM162 176H164L162 179H161V175ZM120 175V174H119ZM138 175V176H137ZM159 175V176H158ZM166 175H168V177H169V179H168V177L166 176ZM81 177V179L79 178H77V177ZM128 176V177H129ZM171 176V175H170ZM128 177H126L127 179H129ZM150 177V178H149ZM158 177H160L159 179H158ZM82 178H84V179H82ZM133 178H130V179H133ZM152 178V179H151ZM168 179V180H167ZM86 180V179H85ZM134 180V179H133ZM154 180V181H153ZM157 180V181H156ZM158 180H159V182H158ZM163 180H165V181H163ZM263 180V179H262ZM78 181V182H79ZM87 181V180H86ZM167 181L169 182V184H167ZM149 182V183H148ZM162 184H161V183ZM263 183H264V181H262ZM171 183V184H170ZM88 184V183H87ZM164 185V186H163ZM166 185V186H165ZM170 185V186H169ZM182 185V184H181ZM184 185V184H183ZM182 185V186H183ZM159 186H161V187H159ZM175 186V187H174ZM80 187H81V189H80ZM84 187V188H83ZM163 187V188H162ZM170 187H173L172 189H170ZM92 188H93V190H92ZM165 188V189H164ZM166 188H167V190H166ZM177 190H176V189ZM183 188V189H182ZM251 189H249V188H245V189H243L244 191H246V192H242V194L241 195H243L244 194V196L246 195V197H248L249 196V194H246V193H249L247 190H249L250 191V195H251V193L254 195V191H253V189H252V187H250ZM82 189H83V191L84 190H86L84 193V196H86V197H83V193L81 194V192H83L82 191ZM91 192H89L88 190ZM151 189V190H150ZM181 189H182V191H181ZM187 189V190H186ZM154 190V191H153ZM156 190V191H155ZM172 190H173V192H172ZM192 190V191H193ZM253 192H252V191ZM78 191V193H76ZM159 191V192H158ZM163 193H162V192ZM168 191V192H167ZM200 192L201 190L200 189H198V190H196V192ZM79 192H80V194H79ZM93 192V193H92ZM147 192V193H146ZM165 192V193H164ZM171 192V193H170ZM186 192V193H185ZM152 193V194H151ZM160 193H162L161 195H159ZM169 193V194H168ZM91 194H93V195H91ZM168 194V195H167ZM152 195V196H151ZM156 195V196H155ZM72 197H73V195H71ZM76 196V197H75ZM82 196V197H81ZM146 196V195H145ZM156 198H155V197ZM165 196V197H164ZM201 196H202V194H201ZM257 195H255V197H256ZM95 197V198H94ZM151 199H150V198ZM162 197H163V199H162ZM198 197V198H197ZM86 198H87V200H89V201H91L92 199L94 200V199H98L99 201H93V202H89V201H87L86 200ZM116 198V199H115ZM76 199H74V201H76ZM168 199H169V201H168ZM194 199H195V201H194ZM201 199H202V201H201ZM117 200V201H116ZM157 200V201H156ZM258 199L257 198H255V203H256V206L257 207H259V209H261V211H262V208H261V200L259 201H257ZM72 201H73V199H72ZM116 201V202H115ZM147 201H149L148 203H147ZM163 201V202H162ZM168 201V202H167ZM194 201V202H193ZM197 201H199V203L197 202ZM107 202V203H106ZM111 204H110V203ZM224 202H226V200L224 201ZM259 202V203H258ZM88 203V204H87ZM103 203H105V204H103ZM146 203V204H145ZM162 203V204H161ZM164 203V204H163ZM87 204V205H86ZM91 204V206H93ZM110 204V205H109ZM187 204V205H186ZM209 206H208V205ZM128 205V206H127ZM145 207H144V206ZM168 205V206H167ZM85 206H84V208H85ZM110 206V207H109ZM148 206H150V207H148ZM163 206H165V208L166 207H168V208H166V211L168 210V212H166L165 211V208L163 207ZM188 206V207H187ZM201 206V207H200ZM19 207V206H18ZM21 207H23V208H21ZM20 207V209H26L27 208V210L28 211H30V212H33V214H35L34 216H33V218L32 217H29V219H27L26 221V224H24V226H21L19 229H17L18 231L19 230H21V231H19V233H18V231L16 230V231H13V232H11L12 233V235L11 234H8V236H10L11 235V237L12 238H14V239H12V238H10V237H8L7 236V234H1V237H0V249H3L4 247H5V245H6V247L3 249L4 250V252H2V250H0V254H2V253H4V254H2L3 255V257H2V259H1V261H0V263H2V264H4V262H5V264H7V261H8V263H10V264H23L21 261H20V259H22V257H23V262H29L28 264H76V262H77V264H101V263H98V262H96V259L98 258V255H100L101 254V250H100V248L98 247V248H95V247H97V243H94V240H95V242H97V237H96V235H92V234H88V236H85V235H87V234H73V235H68V233H67V235L69 236V238H68V236L66 235V232L67 231H65L66 230V228H64V229H62L61 230V233H60V231H59V229H57V231H59V234L60 235H57L58 234V232L56 233V226H54L53 227V225H55V224H53L54 222L52 221V220H49L50 218H52L51 216L52 215H57V213H55L53 210V212H54V214L52 213H50L49 211H47V212H49V213H46L45 211L43 212V214H42V216H41V214H36V212H34V211H32L31 209H28V208H30V207H28V206H26V208H25V206H21ZM154 207V208H153ZM171 207V208H170ZM180 207V208H179ZM186 207V208H185ZM153 208V209H152ZM173 208H175L174 210H173ZM200 208H201V210H200ZM12 210H14L15 208H13V206H12V208H11ZM127 209V210H126ZM131 209V210H130ZM164 209V210H163ZM181 209V210H180ZM189 209V210H188ZM106 210V209H105ZM126 210V211H125ZM130 210V211H129ZM153 210V211H152ZM158 210V211H157ZM185 210V211H184ZM195 210V211H194ZM51 211V210H50ZM69 211V210H68ZM125 211V212H124ZM128 211V212H127ZM161 211H164V213L163 212H161ZM181 211V212H180ZM184 211V214H183V220H182V216H180V215H182L181 213ZM188 211V212H187ZM157 212V213H156ZM160 212H161V214H160ZM170 212H172L173 213V215L170 213ZM178 214V216H180V217H178L177 215H176V213ZM68 213V212H67ZM116 213V214H115ZM129 213V214H128ZM169 213H170V216H169ZM180 213V214H179ZM189 213V214H188ZM205 213V214H204ZM45 214H48V215H46L45 216ZM69 214V213H68ZM67 214V215H68ZM134 214V215H133ZM159 214L161 215V217L159 216ZM204 214V215H203ZM59 215V214H58ZM124 215V216H123ZM154 215V216H153ZM168 215V216H167ZM171 215L173 216V217H171ZM175 215V216H174ZM191 215V216H190ZM193 215V216H192ZM40 216V217H39ZM184 216H185V218H184ZM189 218H187V217ZM195 216H196V219H195ZM45 217V218H44ZM48 218V220H46L47 218ZM69 217H70V219L71 218H73V216L72 215H70L69 214ZM170 218L171 217V219H168V218ZM191 217H194V218H191ZM31 218V219H30ZM37 218L39 219V222L41 223V218H43L44 220H46V221H44L43 219V221L45 222H43L42 221V225L40 226V223L38 224V220H37ZM150 218V219H149ZM160 218H163L164 219V221H163V219H160ZM175 218V219H174ZM179 218L183 221V222H185V221H192V225L190 224L189 226H187L186 227V225H185V223H183L181 220H179ZM208 218V217H207ZM74 219V218H73ZM167 219V220H166ZM195 219V220H194ZM29 220V221H28ZM198 220V219H197ZM224 220V221H223ZM32 221H36V222H32ZM47 221H51L50 222V224L52 225H50L49 224V222H47ZM145 221V222H144ZM163 223H162V222ZM181 223H183L184 224V226H183V224H181ZM158 222V223H157ZM210 222V223H209ZM28 223V224H27ZM33 223L36 225H33ZM48 225H47V224ZM171 223V224H170ZM230 223V222H229ZM168 224V225H167ZM199 224V225H198ZM208 224V225H207ZM223 224H224V226H223ZM28 225H29V227H28ZM39 225V226H38ZM47 225V226H46ZM178 225V226H177ZM180 225V226H179ZM206 225V226H205ZM220 225V226H219ZM226 225V226H225ZM49 226V227H48ZM50 226L52 227L51 229H52V233L49 231V229H50ZM162 226V227H161ZM166 228H165V227ZM210 226V227H209ZM33 228V230H32V228ZM36 227H37V230H39V233L37 232V230H36ZM39 227V228H38ZM184 227H185V229H184ZM217 227V228H216ZM34 228H35V230H34ZM42 228V229H41ZM164 228V229H163ZM190 228V229H189ZM194 228V229H193ZM206 228H208V229H206ZM212 228V229H211ZM224 228V229H223ZM31 229V230H30ZM45 229V230H44ZM48 229V230H47ZM196 229H197V231H196ZM220 229V230H219ZM24 230V231H23ZM43 230V231H42ZM64 230V231H63ZM162 230V231H161ZM204 230H206V231H204ZM214 230V231H213ZM223 230H224V232H223ZM226 230V231H225ZM29 231V232H28ZM48 231H49V233H48ZM154 231V232H153ZM213 231V232H212ZM221 231V232H220ZM22 232V233H21ZM26 232H28V233H26ZM36 232H37V234H36ZM54 232V233H53ZM159 232H161V233H159ZM211 232H212V234H211ZM218 232V233H217ZM16 233V234H15ZM18 233V234H17ZM42 233V234H41ZM56 233V234H55ZM223 233H225V234H223ZM261 233H263V234H261ZM13 234H14V236H19V240H21V241H18V236L15 238L14 236H13ZM20 234V235H19ZM21 234H22V236H21ZM23 234H27L26 236L25 235H23ZM33 234V235H32ZM39 234H40V236H42V237H40L39 236ZM48 234H49V236H48ZM54 234V235H53ZM63 234H65L66 235V237H65V235H64V237H62L63 236ZM210 234V235H209ZM30 235H31V237H30ZM74 235H76L75 237H74ZM84 235V237L85 238H81V239H79L80 237L79 236H83ZM90 235H92V236H90ZM223 235V236H222ZM237 235H238V237H239V239H238V237H237ZM4 236V237H3ZM51 236V237H50ZM57 236V237H56ZM70 236H72V237H70ZM94 236V237H93ZM229 236V235H228ZM243 236V237H242ZM263 238H262V237ZM6 237H8V238H6ZM29 237V238H28ZM38 237H40V238H38ZM56 237V238H55ZM62 237V238H61ZM79 237V238H78ZM96 237V238H95ZM165 237V238H164ZM1 238H2V240H1ZM34 238V239H33ZM37 240H36V239ZM73 238V239H72ZM204 238V239H203ZM209 238V239H208ZM217 238V239H216ZM227 238H229V239H227ZM232 238V239H231ZM235 240H234V239ZM236 238H237V240H236ZM261 239L262 241H261V243L258 241V239ZM33 239V240H32ZM43 239V240H42ZM51 239H53V240H51ZM55 239H56V241H55ZM60 241H59V240ZM62 239V240H61ZM68 240V242H67V240ZM84 239V240H83ZM85 239H87V240H85ZM90 239V240H89ZM226 239V240H225ZM241 239H242V241H241ZM16 241V245H15V242L14 241ZM27 240H30V244L28 243V241ZM80 240V241H79ZM167 240V241H166ZM203 240V241H202ZM241 242H240V241ZM245 240V241H244ZM256 240V241H255ZM5 241V245H3L1 242H4ZM22 241H23V243H25V244H23L22 243ZM27 241V242H26ZM42 241V242H41ZM58 241V242H57ZM77 241H79V242H77ZM84 241V242H83ZM166 241V242H165ZM227 241H229L228 243H230L229 245H230V247L232 246V247H238V245H237V242L239 241L240 242V249H243V250H245V254L242 252V250H241V254L243 253V255H241L240 253H239V251H240V249L239 248H236L237 250L235 251V247L233 248V249H229V250H232L235 254H234V256L235 255H237L236 253L238 252V255H237V258H236V256H235V259H231V260H229L231 257L232 258H234L232 255H233V252L231 253V256H228V255H230V253H228V252H230L229 250H227L228 248H230V247H227V245H225L226 244V242ZM233 241V244H231V242ZM236 241V242H235ZM247 241V242H246ZM8 242V243H7ZM10 242H12V243H10ZM19 242H21L20 244H18L17 245V243H19ZM64 242V243H63ZM72 242V243H71ZM139 242H140V240H139ZM211 242V243H210ZM223 242V243H222ZM239 242H238V244H239ZM249 242V243H248ZM251 242V243H250ZM263 242V243H262ZM36 243V244H35ZM55 244L56 246H54L53 244ZM59 243V244H58ZM75 243V245H73ZM81 243H82V245H83V247H81L82 245H81ZM87 243V244H86ZM227 243V244H228ZM242 243H243V245H242ZM245 243V244H244ZM247 243V244H246ZM252 243H256L258 246L257 247H259L258 248V250H257V247L254 245V244H252ZM14 244V245H13ZM77 244V245H76ZM90 244H92V245H90ZM94 244H95V246H94ZM139 244H141L142 245V242H140ZM203 244V245H202ZM253 245V246H251V245ZM9 246V248H8V246ZM10 245H12V247H10ZM19 245H24L23 247H24V250H23V247H22V249H21V246H19ZM28 245V246H27ZM35 245V246H34ZM36 245H38L37 246V249L35 248L36 247ZM41 245V246H40ZM61 245V248L59 247ZM69 245V246H68ZM165 245V246H164ZM213 245V246H212ZM234 245V246H233ZM245 245V246H244ZM246 245H248V246H250V247H247ZM4 246V247H3ZM15 246L18 248V250H16L15 249ZM27 246V247H26ZM31 246L33 247V248H31ZM49 246V247H48ZM53 248H52V247ZM70 246H71V248H70ZM149 246V245H148ZM196 246V247H195ZM225 246V247H224ZM14 247V251H18V253L16 252H14V254H13V248ZM46 247V248H45ZM59 247V248H58ZM210 247V248H209ZM244 247V248H243ZM255 247V248H254ZM30 248H31V251H30ZM35 248V249H34ZM57 248V249H56ZM77 248V250H78V252L75 250ZM82 248V249H81ZM92 248V249H91ZM6 249V250H5ZM9 249V251H7ZM12 249V251H10ZM29 249V250H28ZM33 249V250H32ZM68 249H70V251L68 250ZM81 249V250H80ZM86 249V250H85ZM182 249V250H181ZM21 250V251H20ZM27 250H28V252H27ZM37 252H36V251ZM63 250V251H62ZM67 250V251H66ZM85 250V251H84ZM91 250H92V252H91ZM162 250H159V253H161L162 252ZM198 250V251H197ZM222 250V251H221ZM5 251H6V254H5ZM25 251H26V253H31V252H34V253H31V254H34L35 256H29V255H27L26 253H25ZM61 251V252H60ZM65 251H66V253H65ZM88 251V252H87ZM94 251H96V252H94ZM209 251V253H207ZM250 251V250H249ZM2 252V253H1ZM67 252H68V254H67ZM74 252L77 254H74ZM81 252V253H80ZM84 252V253H83ZM203 252V253H202ZM211 252V253H210ZM259 252H262L261 254L259 253ZM22 253H23V256H22ZM36 253H38V254H36ZM60 253V254H59ZM63 253V254H62ZM89 253V254H88ZM97 255H95V254ZM257 253V254H256ZM12 254V255H11ZM18 254V255H17ZM21 254V255H20ZM71 254H73V256H70ZM91 254H92V256H91ZM198 254H199V256H198ZM207 254V255H206ZM249 254H250V252H249ZM1 255V256H2ZM25 255H27L28 257H26ZM61 255H62V258H61ZM78 255H84L83 257L81 256L80 258L78 257ZM194 255V256H193ZM239 255H241V257H238ZM259 255V257H257ZM22 256V257H21ZM65 256H67V257H65ZM89 256V257H88ZM94 256V257H93ZM242 256H244V257H242ZM6 257H9V258H6ZM26 257V258H25ZM63 257L65 258V259H63ZM70 257H71V259H70ZM74 257V258H73ZM88 258V259H86V258ZM29 258V259H28ZM34 259L35 260V258L36 259H38L37 261H34V260H32V259ZM68 258V259H67ZM82 258V259H81ZM93 258V259H92ZM95 258V259H94ZM210 258V259H209ZM240 258V259H239ZM242 258V259H241ZM259 258V259H258ZM8 259V260H7ZM73 259V260H72ZM79 259V260H78ZM92 259V260H91ZM206 259V260H205ZM222 259V260H221ZM250 259H252V260H250ZM7 260V261H6ZM12 260H14V261H12ZM27 260V261H26ZM30 260V261H29ZM61 260V261H60ZM63 260V261H62ZM77 260V261H76ZM229 260V261H228ZM233 260V261H232ZM248 260H250L249 262H248ZM257 260V262H254V261H256ZM9 261H12V262H9ZM65 261H67V262H65ZM69 261V262H68ZM71 261V262H70ZM88 261V262H87ZM195 261V262H194ZM231 261V262H230ZM31 262V263H30ZM60 262V263H59ZM74 262V263H73ZM87 262V263H86ZM27 263H24V264H27ZM103 264V263H102ZM240 264H241V262H240Z\"/></svg>",
	"mask_w": 264,
	"mask_h": 264
},
{
	"label": "crops",
	"instance_id": "obj_3",
	"mask_svg": "<svg viewBox=\"0 0 264 264\" xmlns=\"http://www.w3.org/2000/svg\"><path fill=\"white\" fill-rule=\"evenodd\" d=\"M203 1L207 6H209L210 3H207L206 0H203ZM221 1L225 5V9L230 10V11L235 8L248 5L249 3H253L252 0H236V2H231V0H221Z\"/></svg>",
	"mask_w": 264,
	"mask_h": 264
}]
</instances>
